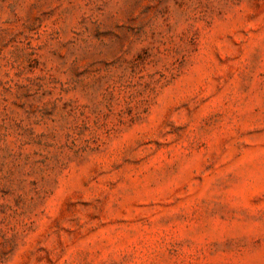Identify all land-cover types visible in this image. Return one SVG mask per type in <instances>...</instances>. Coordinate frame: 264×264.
Here are the masks:
<instances>
[{
    "label": "rangeland",
    "instance_id": "obj_1",
    "mask_svg": "<svg viewBox=\"0 0 264 264\" xmlns=\"http://www.w3.org/2000/svg\"><path fill=\"white\" fill-rule=\"evenodd\" d=\"M0 264H264V0H0Z\"/></svg>",
    "mask_w": 264,
    "mask_h": 264
}]
</instances>
